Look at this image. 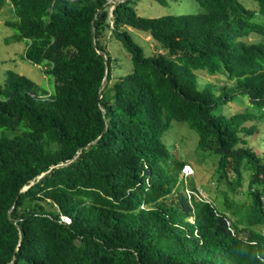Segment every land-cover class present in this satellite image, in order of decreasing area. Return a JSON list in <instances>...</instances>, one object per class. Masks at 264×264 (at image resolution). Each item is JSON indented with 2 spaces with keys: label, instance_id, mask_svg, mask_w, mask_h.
<instances>
[{
  "label": "trees",
  "instance_id": "16d2710c",
  "mask_svg": "<svg viewBox=\"0 0 264 264\" xmlns=\"http://www.w3.org/2000/svg\"><path fill=\"white\" fill-rule=\"evenodd\" d=\"M109 1L0 0L11 41L54 83H0V264H264V0L160 18ZM176 123L216 164L211 201L184 180Z\"/></svg>",
  "mask_w": 264,
  "mask_h": 264
},
{
  "label": "rangeland",
  "instance_id": "374dc122",
  "mask_svg": "<svg viewBox=\"0 0 264 264\" xmlns=\"http://www.w3.org/2000/svg\"><path fill=\"white\" fill-rule=\"evenodd\" d=\"M165 3H157L153 0H141L137 10L139 15L149 18H160L165 15H190L202 12L200 5L195 0H164ZM248 2V1H244ZM253 8V5H249ZM11 5H6L0 12V83L5 80L8 71H13L21 76H25L41 87L42 91H47L48 94L54 92V83L52 77L45 75L44 67L34 65L23 59V55L27 49V42L15 43L11 39L17 35V31L6 25L7 22H13L15 15ZM136 41L145 49L147 54H152L155 51L156 43L151 37L145 33L137 32L130 29ZM8 40V41H7ZM113 56L121 57L126 61L124 53L119 47L110 45ZM127 66V62L124 67ZM201 84L208 82L226 83V77L222 75L210 76L207 73H200ZM167 142L177 148V153L182 161L188 160L187 169L183 173L184 180L190 183V180L196 181V186L199 188L200 196L208 201L216 196V185L212 181L213 173L217 169L214 160L206 159L201 162L195 154L198 138L194 133L183 124H175L174 128L167 136ZM191 165V166H190ZM188 167L192 171H188ZM188 185V184H187ZM209 190V191H208ZM208 191V192H207ZM47 207L51 210L50 206Z\"/></svg>",
  "mask_w": 264,
  "mask_h": 264
},
{
  "label": "water",
  "instance_id": "95a60500",
  "mask_svg": "<svg viewBox=\"0 0 264 264\" xmlns=\"http://www.w3.org/2000/svg\"><path fill=\"white\" fill-rule=\"evenodd\" d=\"M127 0H110L108 3H114V4H118V3H123L126 2ZM94 48L97 50V52L103 57V59L105 60V64H108V57L107 54L101 50H99L98 46L96 45V42L94 41ZM108 83V78L107 76L105 77L103 84L100 88V96H102L103 90L104 88L107 86ZM101 110L103 113H105V109L104 107L101 106ZM95 142H92L91 144L87 145L86 148H90ZM80 152V151H79ZM77 153L75 155V157L67 162H63L60 163L58 165L53 166L52 168L48 169L44 174H42L38 180H41L43 177H45L48 173H50L54 168H58V167H63L65 165H70L73 163L74 160L79 158L80 153ZM33 185H35V182H29L26 187L23 189V192L27 191L30 187H32ZM11 213V212H10Z\"/></svg>",
  "mask_w": 264,
  "mask_h": 264
},
{
  "label": "built area",
  "instance_id": "2783aa9c",
  "mask_svg": "<svg viewBox=\"0 0 264 264\" xmlns=\"http://www.w3.org/2000/svg\"><path fill=\"white\" fill-rule=\"evenodd\" d=\"M186 169H187V167L185 168V170H186ZM185 170H184V173L186 172ZM188 171H192V169H191L190 167H188ZM62 221H63L65 224H69L71 220H70L68 217L63 216V217H62Z\"/></svg>",
  "mask_w": 264,
  "mask_h": 264
}]
</instances>
